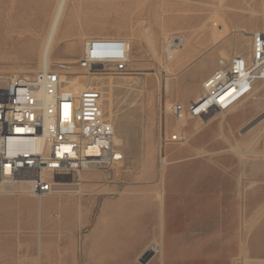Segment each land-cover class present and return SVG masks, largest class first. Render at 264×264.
<instances>
[{
	"label": "rangeland",
	"instance_id": "rangeland-1",
	"mask_svg": "<svg viewBox=\"0 0 264 264\" xmlns=\"http://www.w3.org/2000/svg\"><path fill=\"white\" fill-rule=\"evenodd\" d=\"M56 2L0 0V18L20 26L0 38V74L40 70V51ZM262 14L264 0L69 1L51 63H76L84 40L91 36L126 39L131 58H139L136 63L131 60L128 73L115 74L101 66L94 73L105 84L121 80L113 89H100L102 109L122 145L123 160L112 168L57 178L67 185L80 180L81 195L72 192L84 206L81 219L75 209L72 223L78 263L159 264L164 218L165 264H249V258L264 264V88L254 85V93L224 116L188 120L185 142H162L175 129L165 108L200 94L202 81L219 58L244 53L248 59L252 39L233 29L264 30ZM63 27L67 36L62 39ZM150 29L156 36L157 59L150 56L146 37ZM176 33L188 41L182 59L177 55L168 62L164 44ZM175 61L181 64L173 69ZM76 73L71 78L89 77ZM161 190L164 216L157 199ZM147 207L152 211L149 217L136 220L137 210ZM136 225L146 229L144 244L127 239ZM125 252L133 258L113 262Z\"/></svg>",
	"mask_w": 264,
	"mask_h": 264
},
{
	"label": "built area",
	"instance_id": "built-area-1",
	"mask_svg": "<svg viewBox=\"0 0 264 264\" xmlns=\"http://www.w3.org/2000/svg\"><path fill=\"white\" fill-rule=\"evenodd\" d=\"M253 40L250 61L239 55L220 58L201 83L197 98L170 105L173 119L208 120L248 94V85L264 78V32H256ZM182 43L180 34L167 37V60ZM130 53L126 39L89 38L76 63L54 61L30 75L0 74V181L28 179L29 195L39 206L51 195L59 176L119 164L124 157L122 145L103 112L102 90L86 86L65 91L64 87L66 78L77 75V70L89 74L101 66L115 74L129 72ZM9 126L34 129L33 137H15L18 144H27V153L7 152ZM184 131L179 127L162 142L183 143ZM34 144H42V153H35ZM37 168H47V175H37Z\"/></svg>",
	"mask_w": 264,
	"mask_h": 264
},
{
	"label": "crops",
	"instance_id": "crops-1",
	"mask_svg": "<svg viewBox=\"0 0 264 264\" xmlns=\"http://www.w3.org/2000/svg\"><path fill=\"white\" fill-rule=\"evenodd\" d=\"M64 28L61 31L62 39L67 36L64 35ZM183 51L184 49H181L176 54L179 59H182ZM180 64L175 61L172 65L173 69L180 67ZM205 75L199 76L198 81L200 82ZM74 195L66 191L53 194L44 198L38 206L35 199L28 194L27 186L17 185L10 187L7 194L0 196V264H90L88 262L78 263L76 257V236L72 223L75 218V209L77 210L76 216L81 219L84 206ZM161 208V214L164 216L165 199ZM112 211H109L107 215ZM149 211L151 209L148 207L142 211L137 210L136 220L144 221L149 217ZM134 227V231L128 235L127 239L136 238L144 244L148 239L144 232L146 229L139 228L137 225ZM160 230L162 251L159 264H165L164 218ZM145 246L151 247L152 245ZM131 258L125 252L114 257L113 262H125ZM252 260L258 259L249 258V264H256ZM110 263L106 260L102 264ZM95 264L101 263L96 262Z\"/></svg>",
	"mask_w": 264,
	"mask_h": 264
},
{
	"label": "bare ground",
	"instance_id": "bare-ground-1",
	"mask_svg": "<svg viewBox=\"0 0 264 264\" xmlns=\"http://www.w3.org/2000/svg\"><path fill=\"white\" fill-rule=\"evenodd\" d=\"M69 1H71V0H57V2H56L55 8H54V11H53V14H52V18H51V21H50V24H49V28H48L45 40H44V42L42 44L41 51H40V59H39V68H40V70L43 69L44 67H47L49 64H51V53H52L53 43H54L57 31H58L59 25L61 23V20H63L64 14L66 13V9H67ZM237 10H240L241 12H248V13L256 14L252 10H244V9H237ZM262 15H263V19H264V14H262ZM234 16L236 17L237 15L234 14ZM15 27H20V26L17 23H14L13 21H10L8 19L0 18V38L2 39L4 37V35L9 33V32H14ZM21 28H26V27L23 26ZM236 30L242 32V38H248V40H249V38L252 39L250 56H249V58L251 59L252 52H253L254 34L256 32H258V31H256V32H245L244 28H240V30H238L237 28L233 29V31H236ZM261 31L264 32V30H261ZM106 37H108V36H91L90 38H106ZM146 37H147L148 46H149L150 51H151L150 53L152 54L150 56H152L153 59H157L158 52H157V48L155 46L156 36L154 35V33L152 32L151 29H150V32L146 31ZM109 38H113V37H109ZM87 39H89V38H86L84 40V42ZM187 41H188V39H187ZM187 41L185 42L184 41V37H183V43L181 44L179 49L174 52L172 58H169V60H167V59L166 60L168 62L172 61L174 59V57L176 56L177 52L179 50H181V49H184V47L186 46ZM165 43H166V41H165ZM165 45L166 44H164V50H163L164 53L166 52V46ZM83 47H84V43H83ZM157 47H158V45H157ZM243 54L244 53H239V54H236V55L242 56L247 61H250V59L249 58L247 59V57L244 56ZM236 55H234V56H236ZM131 57L132 56H131V53H130V62H131V60L135 61L134 63L139 61L138 57H135V59L134 58L132 59ZM165 58H166V55H165ZM229 58H231V57H229ZM224 59H228V58H224ZM129 66H130V63H129ZM129 69L131 70L130 67H129ZM163 70H165L164 67H163ZM166 70H165V72H166ZM98 72L99 71L96 70L94 72L86 74V75H89V77H77V76H75L73 78L70 77L69 80L66 79V81H67L66 83H68V85L64 87V90L65 91H69L71 88H74V87L83 88V87H86V86H96V87H99V88H107V87H112L115 84L121 83V80L120 81H110L109 80V82H107L105 84L104 82H101V78L98 76V74H94V73H98ZM5 76H8V75H3V77H5ZM10 76H14V75H10ZM140 79H141V77H137V81H140ZM105 80H107V79H105ZM122 82H124V81H122ZM258 84H260L261 87L264 88V78L256 80L254 85H258ZM254 85H248V92L249 93L244 95L243 97L239 98L236 102H234L233 105L229 109L226 110V112L231 111L238 104V101H240L243 98L248 97L249 95L253 94L254 92H252L251 88ZM112 89H113V87H112ZM198 96H199V94L195 98H197ZM187 103H184V104H187ZM170 105L171 104H169L165 108V110L168 111V112H169ZM225 113H221V114H223V116H224V115H226ZM210 119H212V118H210ZM187 121L188 120H182V121L174 120V122H175L174 131L179 129V127H182V126L185 127ZM7 135L10 136V137H6L7 152H16V151H18V153H27V144H18L17 143V138H15V137H24V136L25 137H33L34 136V129L23 128L22 126H9L7 128ZM186 139H187V135H186V133L184 131V142L186 141ZM34 151H35V153H42V144H34ZM163 162H164V159H162V161H161V167L163 166ZM80 172H82V171H78L76 175H78ZM37 175H47V168H37ZM253 184L254 183H251V186ZM17 185H26L27 189H28L29 188V180L28 179H18V180L2 179L0 181V196L7 194L8 193V189L10 187H14V186H17ZM79 185H80L79 178L77 179V181L74 184H70V185L63 184L61 182H58V180L55 179V183H54V187H53V191H52L51 195H53V194H61V193H64L65 191H69L71 193L73 192L76 195H81L82 192H81V188H80ZM65 187H68V188H65ZM28 194H29V191H28ZM157 199L159 201L160 209H161V213H162L161 206H162L163 201H164V194H163L162 190L157 193Z\"/></svg>",
	"mask_w": 264,
	"mask_h": 264
}]
</instances>
